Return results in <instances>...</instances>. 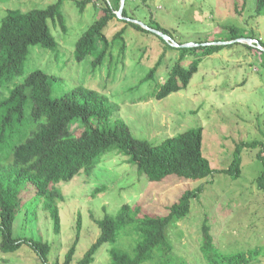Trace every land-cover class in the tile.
I'll use <instances>...</instances> for the list:
<instances>
[{
	"label": "rangeland",
	"instance_id": "374dc122",
	"mask_svg": "<svg viewBox=\"0 0 264 264\" xmlns=\"http://www.w3.org/2000/svg\"><path fill=\"white\" fill-rule=\"evenodd\" d=\"M55 1L0 0V20L7 9L27 11ZM75 1L78 0H64L61 5L64 29L58 20L48 19L57 46L29 45L20 74L1 82L0 100L32 70L41 69L51 77L53 97L76 87L97 90L108 98L135 137L152 144L192 127H202V153L213 169L229 166L238 142L260 140L264 143L261 50L254 53L242 45L244 42L225 47L201 59L185 89L161 100H144L153 84L150 81L139 84V81L148 69L159 61L156 72L162 79L179 54L166 47L159 35L143 32L132 24L156 21L172 33L175 43L192 45L200 40L222 39L227 27L234 26L253 39L262 40L264 48V14H255V0H123L126 16L113 17L105 33L110 40L123 29L124 50L119 51V41L110 43L105 57L96 65L92 55L76 60L75 43L102 9L115 8L118 0H88L82 11ZM164 41L172 45V41ZM189 60L188 55L183 64ZM34 128L31 125L29 129ZM71 129L77 135L81 130L77 123ZM27 132L28 129L20 131L16 136ZM241 157V173L236 179L214 171L196 180L171 174L151 182L145 175L139 176L136 167L127 162V156L112 147L89 175L79 173L70 181L58 184L64 196L58 204L59 233L53 231L48 212L34 196L33 185L22 184L19 193L22 209L13 221L12 235L20 239H42L49 243L50 251L45 263L29 244L23 243L15 251L0 252V264H64L80 220L75 251L68 263L78 264L100 233L94 219H101L104 211L114 214L122 204L128 203L139 205L143 214L163 216L185 190L197 187L201 190L197 197L190 199L188 213L173 217L164 227L165 237L172 245L171 264L181 261L206 264L200 250L203 226L207 227L217 250L214 260L222 255H249L255 248L264 250V192L255 181L262 166L255 150H243ZM95 189L98 190L93 195ZM119 234L114 244L104 243L98 248L90 264H109L112 245L132 253L135 233L128 231L121 235L120 231ZM158 259L155 257L143 264H155ZM251 264H264V257L259 255Z\"/></svg>",
	"mask_w": 264,
	"mask_h": 264
},
{
	"label": "trees",
	"instance_id": "16d2710c",
	"mask_svg": "<svg viewBox=\"0 0 264 264\" xmlns=\"http://www.w3.org/2000/svg\"><path fill=\"white\" fill-rule=\"evenodd\" d=\"M63 1L56 0L45 7H34L27 11L19 8L5 11L0 20V85L2 81H9L20 74L29 45L40 44L49 48L57 46L49 30L48 19L53 22L58 20L64 29L61 13ZM75 2L82 11L88 0ZM118 7L119 0L115 8L104 7L77 39V61L92 55L95 56L94 64H100L110 43L117 41L120 42L119 51L123 52V29L110 40L105 33L110 20L116 17L113 10ZM254 11L259 16L264 14V0H255ZM121 15L126 16L124 7ZM132 24L143 32L150 31ZM146 25L174 40L172 33L158 22ZM247 37L253 36L246 35L242 29L234 26L227 27L222 39L200 40L192 46H180L183 42L177 40L179 46L168 45L160 36L165 46L178 52L179 56L162 79L158 78L159 74L156 72L159 61L148 69L139 81V84L147 81L153 84L144 100H161L185 89L203 57L235 43L241 44L234 40ZM257 40L263 47L262 40ZM242 45L254 53L260 51L256 46ZM260 54L264 57L263 51ZM188 55L190 60L183 64ZM50 84L51 77L46 72L34 69L23 82L15 84L8 95L0 100V252L15 251L23 243H27L46 263L50 251L48 242L42 239H20L12 235L13 221L22 209L19 197L22 184L33 185L34 196L48 212L53 231L59 233L58 204L64 200V196L58 184L70 181L79 173L89 175L101 156L112 147L127 156V162L136 167L139 176L145 175L151 182L161 181L171 174L196 180L212 175L214 171L236 179L241 173L242 151L255 150V157L262 166L255 181L257 187L264 192V143L260 140L238 142L229 166L213 169L202 153V127H192L166 137L158 144H152L135 137L126 122L116 114L108 98L97 90L76 87L68 93L53 97ZM76 123L81 128L78 135L71 129ZM31 125L35 128L29 129ZM27 129L26 135L16 136L18 132ZM9 140L12 142L9 143ZM97 190H94L93 195ZM200 190L201 187L185 190L177 201L168 206V213L163 216L143 214L139 205L128 203L122 204L114 214L104 211L101 219H94L100 233L78 264L92 263L98 248L104 243L114 244L120 231L121 235L128 231L135 233L132 253L112 245L109 249V264H143L155 257L159 258L155 264H168L173 252L172 245L165 237L164 227L173 217L180 218L188 213L190 199L197 197ZM79 229L80 220L77 221V235L66 252L64 264H68L74 254ZM202 230L200 250L206 264H251L259 255L264 257V250L255 248L248 252L249 255H222L214 260L217 250L212 237L206 226ZM180 264L187 263L181 261Z\"/></svg>",
	"mask_w": 264,
	"mask_h": 264
},
{
	"label": "water",
	"instance_id": "95a60500",
	"mask_svg": "<svg viewBox=\"0 0 264 264\" xmlns=\"http://www.w3.org/2000/svg\"><path fill=\"white\" fill-rule=\"evenodd\" d=\"M123 0H121L120 1V4H119V7H118V10H117V12H116V16L118 17V18H120V19H123L124 17H122L121 16V11H122V9H123ZM127 19V18H126ZM135 22H137L136 20H134ZM137 23H139V25L141 26V27H143V28H145V29H148V30H150V31H152V32H154V33H156V34H158L159 36H161L163 39H165V40H170V41H172V45H174V46H179L177 43H175V41H173L169 36H167V35H165L163 32H161V31H159V30H156V29H153V28H150L149 26H147V25H145V24H143V23H140V22H137ZM234 41H238V42H244V43H246V44H248V45H254V46H256L259 50H261V51H263L264 52V48L261 46V44L257 41V40H255V39H253V38H239V39H236V40H234ZM229 42H232V41H225V42H222V43H229ZM252 43H254V44H252ZM192 44L191 43H186V44H181L180 46H191ZM193 45H196L195 43L193 44Z\"/></svg>",
	"mask_w": 264,
	"mask_h": 264
},
{
	"label": "clouds",
	"instance_id": "9594fccd",
	"mask_svg": "<svg viewBox=\"0 0 264 264\" xmlns=\"http://www.w3.org/2000/svg\"><path fill=\"white\" fill-rule=\"evenodd\" d=\"M118 10V9H117ZM117 10H113V12L115 13V15H116V12H117ZM117 17V16H116ZM123 17V16H122ZM118 18V17H117Z\"/></svg>",
	"mask_w": 264,
	"mask_h": 264
},
{
	"label": "built area",
	"instance_id": "2783aa9c",
	"mask_svg": "<svg viewBox=\"0 0 264 264\" xmlns=\"http://www.w3.org/2000/svg\"><path fill=\"white\" fill-rule=\"evenodd\" d=\"M93 1H96V0H93Z\"/></svg>",
	"mask_w": 264,
	"mask_h": 264
}]
</instances>
